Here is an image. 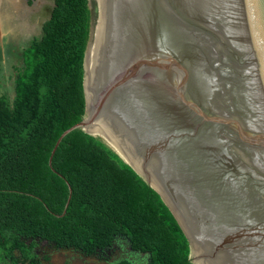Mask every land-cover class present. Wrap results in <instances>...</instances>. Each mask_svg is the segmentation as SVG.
I'll return each instance as SVG.
<instances>
[{"label":"water","instance_id":"water-1","mask_svg":"<svg viewBox=\"0 0 264 264\" xmlns=\"http://www.w3.org/2000/svg\"><path fill=\"white\" fill-rule=\"evenodd\" d=\"M85 114L195 264H264V0H90ZM71 189V188H70Z\"/></svg>","mask_w":264,"mask_h":264},{"label":"trees","instance_id":"trees-1","mask_svg":"<svg viewBox=\"0 0 264 264\" xmlns=\"http://www.w3.org/2000/svg\"><path fill=\"white\" fill-rule=\"evenodd\" d=\"M48 1L43 35L24 48L14 95H0V264H19V256L43 264L39 241L92 256L121 235L148 264H195L161 195L102 137L74 129L49 164L58 138L85 114L92 8L90 0Z\"/></svg>","mask_w":264,"mask_h":264},{"label":"rangeland","instance_id":"rangeland-1","mask_svg":"<svg viewBox=\"0 0 264 264\" xmlns=\"http://www.w3.org/2000/svg\"><path fill=\"white\" fill-rule=\"evenodd\" d=\"M50 9L48 0H37L33 6L26 0H0V95L10 99L14 95V79L17 67L23 65L24 48L34 37L43 35V23ZM34 251L43 264H112L123 259L132 264H148V255L133 250L122 235L110 247L92 256L71 248H57L47 241H39ZM15 254L19 256L18 251ZM19 264L29 261L19 256Z\"/></svg>","mask_w":264,"mask_h":264}]
</instances>
